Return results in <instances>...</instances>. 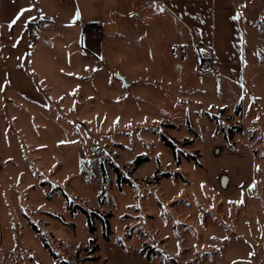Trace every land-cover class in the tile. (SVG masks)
I'll list each match as a JSON object with an SVG mask.
<instances>
[{
    "label": "rangeland",
    "instance_id": "1",
    "mask_svg": "<svg viewBox=\"0 0 264 264\" xmlns=\"http://www.w3.org/2000/svg\"><path fill=\"white\" fill-rule=\"evenodd\" d=\"M224 8L210 47L242 64L226 77L205 75L155 8L83 68L73 52L15 69L22 92L0 96V264H264V0ZM77 206L98 214L94 233Z\"/></svg>",
    "mask_w": 264,
    "mask_h": 264
},
{
    "label": "crops",
    "instance_id": "2",
    "mask_svg": "<svg viewBox=\"0 0 264 264\" xmlns=\"http://www.w3.org/2000/svg\"><path fill=\"white\" fill-rule=\"evenodd\" d=\"M225 2L232 5V0H0V96L3 88L9 95L22 92L24 87L12 77L17 68H63L58 56L63 60L73 52L78 59L72 68H83L84 55L101 60L110 48L115 50L123 27L136 28L140 18L154 8L159 10L158 6L163 8L161 16L187 36L189 44L211 49L210 34H215L214 25L225 17ZM21 8L28 11L9 26ZM77 11L79 18L73 22ZM29 16L33 19L28 20ZM86 24L99 27L84 33ZM212 51L222 60L220 77L230 74L231 67L242 66L224 61L216 48Z\"/></svg>",
    "mask_w": 264,
    "mask_h": 264
},
{
    "label": "trees",
    "instance_id": "3",
    "mask_svg": "<svg viewBox=\"0 0 264 264\" xmlns=\"http://www.w3.org/2000/svg\"><path fill=\"white\" fill-rule=\"evenodd\" d=\"M97 26L99 27V25H97ZM97 26L95 24H86V25H83V32L85 33L87 31H89L90 28L97 27ZM240 110L241 109L239 108L238 111H240ZM233 129H234L233 127L230 128V131L232 133H234V130ZM237 129H238V132H242L243 131V126L242 125H238L237 126ZM163 140H164V142L168 146H170L173 149L174 155L177 158L176 143L174 141L170 140L169 138H167L166 136H163ZM196 162L198 164H200V162L197 159H196ZM69 206L72 209H76V206L74 204H72V202H69ZM77 207H79L88 216L89 230H90V232L94 233L96 231V228H95V225H94V221L92 219V216L93 215H97L98 216V214H96L95 212H90L89 210H87L84 207H81V206H77ZM109 216H110V213L105 214L103 217L102 216H99L102 219L103 234H104L105 240H107V241L110 240V235H111V232H112L111 226H110V222L108 220V217ZM37 231H39V230L37 229ZM41 238H42V240L44 242L45 247L50 250V253L54 256V258H57V254L52 250V248H51L50 244L47 242L46 238L43 235H41ZM98 248H99V246H96L95 249H98ZM141 254L144 255V256H146L147 259H151L150 252H148L145 248H142L141 249ZM58 264H61V263H58ZM66 264H73V263H71L70 261H68V262H66Z\"/></svg>",
    "mask_w": 264,
    "mask_h": 264
},
{
    "label": "built area",
    "instance_id": "4",
    "mask_svg": "<svg viewBox=\"0 0 264 264\" xmlns=\"http://www.w3.org/2000/svg\"><path fill=\"white\" fill-rule=\"evenodd\" d=\"M198 55L200 66L205 75L214 74L220 69L219 60L210 48L200 45L198 48Z\"/></svg>",
    "mask_w": 264,
    "mask_h": 264
},
{
    "label": "snow or ice",
    "instance_id": "5",
    "mask_svg": "<svg viewBox=\"0 0 264 264\" xmlns=\"http://www.w3.org/2000/svg\"><path fill=\"white\" fill-rule=\"evenodd\" d=\"M158 8H159L160 11H163V8H162V7H159V6H158ZM26 11H28L27 8H21V9L17 12V14H16V16L13 18V20L10 22V25H9V26H12V25H14L15 23H17V21L20 19V17H21ZM79 15H80V13H79V11H77L76 14H75V16L73 17V22L75 21V19L79 18ZM235 18H236V17H234V19H235ZM31 19H33V17L29 16V17H28V20H31ZM24 23L26 24L27 21H25ZM73 91H75V89H73ZM61 143H64V141H61ZM256 167H257V169H259V165H257ZM254 185H255V182H253V184L250 185V187H253ZM238 202H242V201H238Z\"/></svg>",
    "mask_w": 264,
    "mask_h": 264
}]
</instances>
